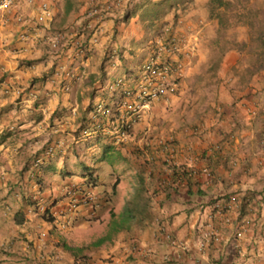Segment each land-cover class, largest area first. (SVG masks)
I'll list each match as a JSON object with an SVG mask.
<instances>
[{"label":"crops","instance_id":"1","mask_svg":"<svg viewBox=\"0 0 264 264\" xmlns=\"http://www.w3.org/2000/svg\"><path fill=\"white\" fill-rule=\"evenodd\" d=\"M96 1L19 0L0 10V264H76L85 254L99 264H264V66L241 64L236 49L204 65V35L218 21L205 16L209 0H194L190 14L204 16L185 25H198L197 48L184 54L180 91L154 101L115 149L92 111L117 101L115 81L152 53L147 39L160 21L146 10L159 0H120L89 17ZM91 18L101 20L98 33ZM63 31L89 51L54 48ZM114 175L128 195L100 193ZM141 179L149 206L130 213Z\"/></svg>","mask_w":264,"mask_h":264},{"label":"built area","instance_id":"2","mask_svg":"<svg viewBox=\"0 0 264 264\" xmlns=\"http://www.w3.org/2000/svg\"><path fill=\"white\" fill-rule=\"evenodd\" d=\"M19 0H0V10H11ZM120 0H109L100 2L97 0L91 7L92 10L88 13L89 17L96 15L102 17L104 13L111 11L115 6L119 5ZM41 8L45 13H49L50 4L43 2ZM90 8V7H89ZM93 33H98L101 20L91 18ZM89 22L84 23L82 27L92 28ZM71 33L63 31L54 35L52 44L56 49H63L68 44H74L77 55H83L90 49L91 43L85 40L71 39ZM185 41L178 35L173 34L168 36L166 40H162L154 45L152 53L147 56L143 64L139 66V70L133 75H124L115 81L119 87L116 88L119 99L113 104H108L107 101L97 103L92 111L94 124L97 131H106L114 136L117 142L125 141L132 136L135 126L143 118V114L151 104L162 98H169L176 95L180 91L181 82L185 76L186 63ZM59 69L63 68L62 64L58 65ZM66 75H70L67 71ZM53 149L45 150V155L50 156ZM43 159L39 157L35 164L42 163ZM90 195V194H87ZM89 202L92 195L88 197ZM236 197L231 198V202H235ZM77 202L72 204L75 208ZM230 208V205L229 207ZM61 226L67 225V220H61ZM241 231L238 235H241ZM43 237L47 236L46 232H42ZM212 231L209 237H213ZM76 264H99L98 262L85 257L78 259Z\"/></svg>","mask_w":264,"mask_h":264},{"label":"rangeland","instance_id":"3","mask_svg":"<svg viewBox=\"0 0 264 264\" xmlns=\"http://www.w3.org/2000/svg\"><path fill=\"white\" fill-rule=\"evenodd\" d=\"M155 2L156 1L151 2L153 5L146 10V15H149V21H151V19L154 21L159 18L158 21L160 22L156 24L150 32L147 40H151V43L155 45L162 40H166L168 36L178 34L185 41L186 45L188 44L189 50L185 51L186 55L192 56V54L196 51L197 45L196 43L191 42L190 37H192L191 35L197 31L198 25H191L188 28L185 25L190 19L204 16L200 13L196 15L190 14L194 0L165 2L160 5V7H157L156 4L154 5ZM178 3L182 6L178 7ZM157 8H160L161 10L156 11ZM207 8L208 10L206 13L204 12L206 18H216L218 25L211 28V32H207L204 35L202 49L208 53V62L204 65H217L225 52L230 49H236L245 55L241 64H247L253 69L263 67L264 46L262 39H264V0H224L223 6H218L217 2L212 4L211 0H209ZM143 62L144 60L140 66ZM138 70L139 67L138 69L136 68L131 75L136 73ZM114 87L118 88L119 86L114 83ZM144 114L142 116H144ZM109 141L115 149H123L125 141L117 142L114 139H109ZM75 162L76 161H74V165H76ZM109 171L110 170L104 169L101 173L102 175H105L109 173ZM89 172L90 171H88L86 175H89ZM127 175L129 178L133 175V172L127 173ZM117 176L118 175H114V178L111 180L112 182H107L109 184H106L105 187H100L102 189L100 190L101 194L105 192H108L109 194L114 191H117L119 197L129 194L131 187L130 184L126 187L113 185L115 179H117L120 175L118 177ZM105 179H107V177H105ZM116 206L114 203H110L107 207L105 206L103 209L101 208V211L103 213L106 211L111 212L114 208H116ZM88 210H90V208ZM85 219V222L89 227L88 230L90 231V212L88 217ZM117 219L118 218H115L112 214V219H110L111 222L114 223ZM85 256L87 255L85 254L84 256H80V258Z\"/></svg>","mask_w":264,"mask_h":264},{"label":"trees","instance_id":"4","mask_svg":"<svg viewBox=\"0 0 264 264\" xmlns=\"http://www.w3.org/2000/svg\"><path fill=\"white\" fill-rule=\"evenodd\" d=\"M171 1H178V0H160V1H156L154 3V5L156 4L157 7H160V5H162L163 3H168V2H171ZM217 2V5L218 6H223L224 4V0H211V3H215ZM153 5V3H152ZM161 9L160 8H157L156 11H160ZM155 11V12H156ZM262 43H263V46H264V39H262ZM84 169H87V167H85ZM149 202H150V198L147 194V191L145 189V186H144V182H143V179L140 180L137 188H136V191L134 193V199L132 201V203H130L131 205L128 206V210L130 211V213H132L134 210L138 209V211H146L148 206H149ZM130 220H132V218L130 216H125L121 223L125 224V223H128L130 222ZM117 223V221H116ZM112 234H108L106 235V239H109L111 237ZM106 239H103V240H106Z\"/></svg>","mask_w":264,"mask_h":264}]
</instances>
